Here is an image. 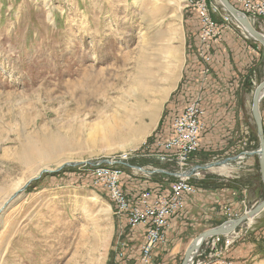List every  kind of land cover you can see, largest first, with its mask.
<instances>
[{"label":"rangeland","instance_id":"374dc122","mask_svg":"<svg viewBox=\"0 0 264 264\" xmlns=\"http://www.w3.org/2000/svg\"><path fill=\"white\" fill-rule=\"evenodd\" d=\"M190 10L183 0H0V203L13 194L0 210V264H119L117 247L138 229L125 227L108 195L90 186V171L93 162L125 155L89 148L82 131L125 102H134L139 75L148 62L155 79L154 114L136 118L133 125L150 127L145 142L169 135L173 116L194 98L186 84L189 44L196 29ZM135 81L133 91L130 83ZM262 81L264 59L249 83L245 113L251 140L244 152L259 149L251 107ZM44 136H59L78 147L47 158L41 154ZM141 142L136 154L145 148ZM27 147L33 157L24 156ZM134 150L127 156L135 155ZM147 159L133 157L123 168L126 193L147 188L144 179L135 184L138 180L129 177V167L145 165ZM210 159L211 167L199 180L201 189L213 188L212 193L201 191L203 195L214 198L211 209H197L198 224L195 218L189 222L190 244L207 222L215 228L227 221L226 208L242 217L264 198L258 155ZM81 162L85 164L65 165ZM225 165L229 170L221 172ZM61 167L58 173L32 181L25 191V186L15 191L19 181L39 177V170ZM180 213L185 214V206ZM248 221L228 238L233 240L228 247L226 238L215 248L211 243L201 247L194 264H264V211ZM167 246L168 242L156 251ZM241 250L250 254L245 260L237 259Z\"/></svg>","mask_w":264,"mask_h":264},{"label":"built area","instance_id":"2783aa9c","mask_svg":"<svg viewBox=\"0 0 264 264\" xmlns=\"http://www.w3.org/2000/svg\"><path fill=\"white\" fill-rule=\"evenodd\" d=\"M242 14L246 15L254 26L264 36V0H229ZM184 7L197 11L199 14L200 29L198 39V58L201 61L202 75L207 81L211 73L212 58L209 54L213 44L222 41L223 32L240 34L245 40L251 41V37L239 25V23L220 5L219 0H183ZM219 16L220 19H216ZM206 112L202 108L199 99H193L183 110L174 115L171 120L170 133L165 138L155 139L152 143L146 141L145 148L135 155L125 158L109 159L106 162H93L102 164L100 174L91 175L90 186L102 189L108 195L111 202L118 207V218L125 220L131 230L144 229V242L140 249L139 257L135 264H151L154 252L167 243V235L171 228V222L181 215L180 211L186 204L187 198L199 193L194 181L202 178L204 170L193 166L191 161L201 148V134L205 129L204 116ZM254 151L243 152L238 159H244L253 155ZM140 154L141 156H139ZM133 157H146L154 160L159 166L153 164L133 165L130 168V178L144 179L147 188L137 195L129 196L123 187L125 176L124 167ZM160 177V182H154ZM153 182V186L150 183ZM246 211L245 213H247ZM180 213V214H179ZM227 221H233L240 216L234 215L230 208L224 211ZM236 231L222 236L207 238L202 248L211 243L215 248L224 238L228 247L233 240H229ZM194 254V260L199 255ZM128 257L126 244L122 241L117 247V259L125 264ZM200 264V263H199ZM221 264H233L221 262Z\"/></svg>","mask_w":264,"mask_h":264},{"label":"crops","instance_id":"0c3cea01","mask_svg":"<svg viewBox=\"0 0 264 264\" xmlns=\"http://www.w3.org/2000/svg\"><path fill=\"white\" fill-rule=\"evenodd\" d=\"M190 11L194 12L196 29L193 35V42L191 41L189 44V50L192 55L186 67V84L191 88V92L188 93L194 97V100H200L201 106L206 112L203 120L205 129L201 134V148L193 156L191 163L193 166L203 168L210 163V158L238 157L236 155L246 151L243 146L245 147L250 144V127L247 126L248 120L245 107L249 100V83L252 75L260 67L264 59V49H262L258 42L247 41L238 33L223 32L222 41L218 44H213L209 50L212 58L210 65L211 73L208 80L205 81L201 73L202 67L197 55L200 46L198 39L200 17L197 11ZM260 112L264 122V97L260 103ZM145 161H147L146 164L159 166L154 160L147 159ZM207 161L209 162L207 163ZM222 167L221 172L229 170L227 165ZM159 180L157 179L155 182H160ZM137 182L141 181L138 180L135 184ZM200 182L201 180H196L193 183L198 188L199 193L195 197L187 198L185 214L173 219L171 222V228L167 235V249L156 251L154 258L155 264H177L183 248H185V252L188 249L190 239L193 237L187 233L189 230V222L195 218L196 222H194L197 223L199 219L195 215L197 209L202 206H211L212 199L214 198L209 194L203 195L201 191L212 193L213 191L211 192V190L213 188L206 187V190H203V188L201 189ZM135 184H132V187ZM150 186H153V182L150 183ZM138 192L140 191L136 190L132 194L127 193L129 196H132L137 195ZM213 216L214 214L210 212L208 215L210 222ZM122 222L126 227L125 220H122ZM200 225H203V223ZM203 227L206 228L204 231L213 228L208 222ZM144 236V229L142 228H139L135 234L126 236L127 238L124 242L128 257L125 264L129 261L136 262L144 242ZM134 242L137 248L136 251L134 250ZM130 253H134L135 256L131 257ZM239 255L240 257L237 259L245 260L250 254H248V251L241 250Z\"/></svg>","mask_w":264,"mask_h":264},{"label":"bare ground","instance_id":"6f19581e","mask_svg":"<svg viewBox=\"0 0 264 264\" xmlns=\"http://www.w3.org/2000/svg\"><path fill=\"white\" fill-rule=\"evenodd\" d=\"M139 79H140V84L138 85L139 86L138 91H136L134 89V85H133V84H137V82L135 81L134 83H130V89H133V91L135 90L134 95L131 98V100H133L134 102L131 103V102H129L130 100L125 102V104L123 106H119V107H121L120 110H116V111L114 110V112H112V114H110L106 118H103L102 121H100L96 124H92L91 126L85 128L86 130L82 131L84 133V137L86 138V144L89 148H92L94 150L102 149V150H104L103 153H106V154L112 153L116 150L117 151L120 150L119 152L123 153L126 157L127 155L130 154V152H128V150H132V149L134 150L136 148L135 146L138 142L142 141L141 142L142 144L145 142V139L143 138V136H145L149 133L148 130L150 127L144 128L143 127L144 125H142V124L139 127L138 126L135 127L133 125V122L136 118H138L140 116L141 117H143V116L144 117H146V116L150 117L154 114L155 103H153V101L151 99L152 98L151 94L153 93V91H152L153 89L151 88V84H154L155 79H154L152 70L150 68V64L148 62L144 64L142 71L139 75ZM135 93H138V94H135ZM175 108H177V107H175ZM105 112H106V110H105ZM90 114H91V112H90ZM168 114H169V112H168ZM100 115H102V114H100ZM105 116H103V117H105ZM152 124L156 125L154 122H152ZM75 134H77V133H75ZM43 138H42L43 140H41L42 141L41 154H42V156H45L47 158L55 157L62 150L66 149L67 147H71L73 145L71 142L64 140L62 137H59V136H44ZM82 145H84V143ZM145 145H146V142H145L144 146ZM73 146L78 147L77 144L73 145ZM79 147H80V145H79ZM132 147H134V148H132ZM24 153H25V155H24ZM24 153H23L24 156H29L32 154V151L30 150L29 147H27L24 149ZM33 155L34 154H32L31 157H33ZM125 157H121V158H125ZM117 158H120V157H117ZM117 158H112V159H117ZM106 161H109V159H102V160H99L98 162H106ZM66 164H68V163H66ZM222 168H224V167H222ZM42 169H44V168H42ZM92 169H93L92 174H100V172H102V164H94ZM30 173L35 174L36 171L30 172ZM39 173H41L40 170L36 173V175H38ZM26 183H27V180L19 181L15 185V191L21 190L25 186ZM12 191H11V193L14 192V191L13 192ZM12 195H10L9 197L7 196L4 200V202L0 203V210H4L7 203L10 201V198ZM93 202H96V204H100V201L98 199H95V201H93ZM113 204H114V202H113ZM114 207H115L116 213L118 214V207L115 204H114ZM102 208H99L101 211V214L104 213L106 215L108 210L102 209ZM252 220L253 219H251L249 221H252ZM121 244H122V242L120 243L119 246H121Z\"/></svg>","mask_w":264,"mask_h":264},{"label":"water","instance_id":"95a60500","mask_svg":"<svg viewBox=\"0 0 264 264\" xmlns=\"http://www.w3.org/2000/svg\"><path fill=\"white\" fill-rule=\"evenodd\" d=\"M219 2L223 10L226 11L229 15H231L239 23V25L243 27V29L252 39H254L256 42H258L260 45L264 47V36L254 28V26L249 21L248 17L240 13L232 5V3L229 0H219ZM263 97H264V81H262L255 89L254 96H253V102H252V115L254 118V122L257 128V134L259 138V149L255 151L254 154L258 155V158H259V170H260L261 179L264 185V125H263V120H262L261 112H260V103ZM83 164H85V162L68 163L65 165L66 166H81ZM205 168H208V167H203L201 169H205ZM61 170H62V167L55 171H51V170L42 171L39 177H36L32 179L31 181H29L21 191L22 192L25 191L26 187L32 181L38 180L43 174L58 173ZM11 200H13V198H11ZM262 211H264V198L256 207L249 210L242 217L236 220H233V221L224 222L222 225L218 227L211 228V229H208L207 231H204L191 242V244L189 245L188 249L185 252V255H184V258L181 264H191L194 259V254H196L197 251H199L203 242L207 238L230 234L236 231L246 221L251 220L255 218L256 216H258Z\"/></svg>","mask_w":264,"mask_h":264}]
</instances>
